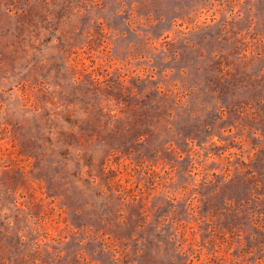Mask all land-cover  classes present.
I'll return each mask as SVG.
<instances>
[{"label": "rangeland", "instance_id": "rangeland-1", "mask_svg": "<svg viewBox=\"0 0 264 264\" xmlns=\"http://www.w3.org/2000/svg\"><path fill=\"white\" fill-rule=\"evenodd\" d=\"M0 264H264V0H0Z\"/></svg>", "mask_w": 264, "mask_h": 264}]
</instances>
